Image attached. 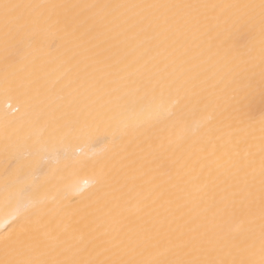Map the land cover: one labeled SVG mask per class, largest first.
<instances>
[{"label": "bare ground", "instance_id": "1", "mask_svg": "<svg viewBox=\"0 0 264 264\" xmlns=\"http://www.w3.org/2000/svg\"><path fill=\"white\" fill-rule=\"evenodd\" d=\"M0 264H264V0H0Z\"/></svg>", "mask_w": 264, "mask_h": 264}]
</instances>
